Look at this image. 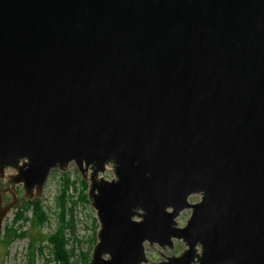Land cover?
<instances>
[{
	"label": "water",
	"instance_id": "obj_1",
	"mask_svg": "<svg viewBox=\"0 0 264 264\" xmlns=\"http://www.w3.org/2000/svg\"><path fill=\"white\" fill-rule=\"evenodd\" d=\"M20 160L36 199L90 174L89 264L176 241L159 264H264V0H0V170Z\"/></svg>",
	"mask_w": 264,
	"mask_h": 264
},
{
	"label": "rangeland",
	"instance_id": "obj_2",
	"mask_svg": "<svg viewBox=\"0 0 264 264\" xmlns=\"http://www.w3.org/2000/svg\"><path fill=\"white\" fill-rule=\"evenodd\" d=\"M111 177L110 172L104 174V178L107 180ZM66 178H69L73 184L67 192L69 197L65 198L67 204L65 213L62 215L60 204L63 183ZM82 182L87 185L85 191L82 189ZM90 185V174L83 176L74 163L68 164L64 169L52 170L39 198L33 199L40 201L48 220L43 225H39L35 221L32 210H28L25 214L27 219L13 223L16 209L11 211L2 224L0 235H5L6 229H15L24 236L9 242L8 235H6L4 241L0 240V264H58L53 258L52 247L48 240L59 232L63 225H66L64 234L68 239L66 249L70 251V262L84 264V255L91 258L97 241L99 221L91 201L85 203L79 199L80 192L88 194ZM199 200V196H193L189 202L197 203ZM189 215V211L180 214L177 218L179 227L184 226ZM184 249L185 245L180 241L175 242L173 249L167 250L146 245L147 264L164 262L166 256L176 255Z\"/></svg>",
	"mask_w": 264,
	"mask_h": 264
},
{
	"label": "trees",
	"instance_id": "obj_3",
	"mask_svg": "<svg viewBox=\"0 0 264 264\" xmlns=\"http://www.w3.org/2000/svg\"><path fill=\"white\" fill-rule=\"evenodd\" d=\"M72 184L73 183L70 181L69 178H66L64 180L63 188H62L63 191L61 195L62 202L60 204L62 215H64L65 213V208L67 204V202L65 201V198L69 197V195H67V192L71 188ZM82 189L83 191L87 190V185H85L83 182H82ZM79 199L85 203H89L88 201H90L88 194H84L83 192H80ZM28 210H32L33 214L35 215V221L37 222V224L43 225L48 220V217L40 201H35V202H28V204L26 205L24 209H18L17 212H15L14 214L13 223H17L21 220L27 219L25 217V214H26V211ZM65 229H66V225H63V227H61V230L57 232L55 235H53L52 237H50L48 240L52 247L53 258L58 264H72L70 262V257H71L70 251L66 249L68 239L65 237V234H64ZM4 234L5 235H2V236L0 235V240L4 241L6 235H8L9 242L13 239L22 238L24 236V234H21L18 230H15V229H8V230L6 229V233ZM83 261H84V264H89L90 256L84 255Z\"/></svg>",
	"mask_w": 264,
	"mask_h": 264
},
{
	"label": "flooded vegetation",
	"instance_id": "obj_4",
	"mask_svg": "<svg viewBox=\"0 0 264 264\" xmlns=\"http://www.w3.org/2000/svg\"><path fill=\"white\" fill-rule=\"evenodd\" d=\"M27 164L26 160H20L16 165L5 166L0 170V189L4 191L2 194V205H11V211L16 209L15 212H17L18 209L26 207L28 204L26 202L36 201L33 199H36L37 190L28 191L23 180H21V173L27 168ZM181 253L179 252L172 256H178Z\"/></svg>",
	"mask_w": 264,
	"mask_h": 264
},
{
	"label": "clouds",
	"instance_id": "obj_5",
	"mask_svg": "<svg viewBox=\"0 0 264 264\" xmlns=\"http://www.w3.org/2000/svg\"><path fill=\"white\" fill-rule=\"evenodd\" d=\"M103 259H109L110 258V254H108V253H105L104 255H103V257H102Z\"/></svg>",
	"mask_w": 264,
	"mask_h": 264
},
{
	"label": "built area",
	"instance_id": "obj_6",
	"mask_svg": "<svg viewBox=\"0 0 264 264\" xmlns=\"http://www.w3.org/2000/svg\"><path fill=\"white\" fill-rule=\"evenodd\" d=\"M107 172H109V171H107ZM103 177H104V174H103ZM112 178V177H111Z\"/></svg>",
	"mask_w": 264,
	"mask_h": 264
}]
</instances>
